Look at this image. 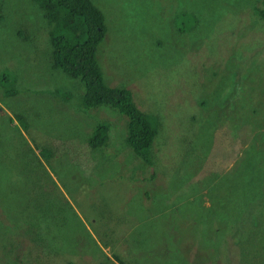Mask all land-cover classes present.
I'll return each mask as SVG.
<instances>
[{"label": "rangeland", "instance_id": "374dc122", "mask_svg": "<svg viewBox=\"0 0 264 264\" xmlns=\"http://www.w3.org/2000/svg\"><path fill=\"white\" fill-rule=\"evenodd\" d=\"M93 1L107 24L105 83L160 118L158 173L126 141V115L81 106L83 85L55 64L39 1L0 0V264H264L262 0ZM99 122L111 137L92 148ZM114 204L131 211L125 230L96 235V249L89 235L120 220Z\"/></svg>", "mask_w": 264, "mask_h": 264}, {"label": "trees", "instance_id": "16d2710c", "mask_svg": "<svg viewBox=\"0 0 264 264\" xmlns=\"http://www.w3.org/2000/svg\"><path fill=\"white\" fill-rule=\"evenodd\" d=\"M37 1H39V6L43 9L52 28L51 42L53 44L52 52L55 64L59 65L62 69L66 70L74 77H77L83 85L81 106L87 110L89 107L91 108L96 105L105 104L126 115L128 117L126 141L134 149V151L147 161L149 165L154 166V171L151 174L156 175L158 170L155 168V161L153 158L154 153L152 155V151L153 148H155L154 142L156 135L159 132V123H161V121L160 118L151 115L149 112L142 110L137 106L132 98V92L129 88L122 86H109L105 83L98 59V48L104 41L107 31L105 16L101 9L94 3L93 0ZM256 12L258 17L264 20V0H262V5L256 9ZM184 16L185 15L181 16L183 23L185 19ZM5 91L13 92L14 94L18 92L17 89L15 90L11 86L9 89H5ZM17 115L22 122L25 121L24 114L22 115L17 113ZM154 118L155 123L153 120ZM107 130L108 124L102 122H99L95 128L90 130L91 133L89 134L87 141L92 148H98V146L107 144L111 137L107 134ZM55 150L54 145V152ZM93 171L95 174H98V170ZM90 173L91 174L85 175V180H81V183L77 184L74 190L79 188L80 185L82 186L85 183L92 181L94 174L91 171ZM63 183L67 182L62 180V185ZM8 187V182L3 183L2 189ZM42 188L44 190L51 189L48 183H46ZM53 190L56 195H66L59 186V182H56L55 180H53ZM16 198L17 201L21 203H25L29 200L28 198H19V196H16ZM116 206L114 204L115 208H113L112 211L115 215L121 216V213H118V208ZM189 206H191V210L193 204L190 202ZM179 207L180 206L174 208L177 210V213ZM127 210L129 213L131 212L129 209ZM181 210L183 214L185 210L182 208ZM188 211L186 212L188 213V217H190L193 211ZM77 215L83 223L84 220L81 219L78 212ZM181 217L177 215V222L181 219ZM90 221L92 222V219ZM84 228H86V224ZM50 231V227L44 225L41 229V235H47V232L50 234ZM104 231L106 234L113 233L116 231V227L107 226ZM18 233L20 232L18 231ZM50 235H47V238L44 240H49ZM28 236L35 242V244L42 242V239L36 240V235L33 232L30 234L28 233ZM89 236L91 238V243H93V245L95 244L94 247L97 249L96 239L91 237V235ZM16 237L19 238L20 236L16 235ZM6 239L8 241L11 240V236ZM15 245L18 244H15L12 241L11 246ZM37 251L38 250H36V252ZM88 253L90 254V251ZM32 254L36 256V254ZM32 258H34V260ZM200 259L201 258L199 257V260ZM39 262H41L39 258L29 257L24 261V264H37Z\"/></svg>", "mask_w": 264, "mask_h": 264}, {"label": "crops", "instance_id": "0c3cea01", "mask_svg": "<svg viewBox=\"0 0 264 264\" xmlns=\"http://www.w3.org/2000/svg\"><path fill=\"white\" fill-rule=\"evenodd\" d=\"M128 208H125V209H123L122 207L121 208H119L118 209V213H121V216H118V215H115V213H114V217H116V218H119L120 220H117V221H115V222H109V221H111V219H104L103 221L104 222H107V223H104V224H102V225H104L103 227H101V228H97L96 230H93V233H91L90 232V230L87 228L88 226L86 225V228L85 229H87L90 233H91V235H92V237L94 238V239H96V238H98L99 236H97L96 237V235H100V237H102V239L104 240L105 239V242L106 241H109L110 242V239H111V237H112V234L113 233H109V234H106V233H104V232H100V234H99V232H97V231H103V230H105L106 228H107V226H111V227H116L117 229L118 228H120L123 224H125V223H127V221L125 220V218H127V216H128V214H129V212H128V210H127ZM79 215H82L81 213H80V211H79ZM82 219V218H81ZM86 220V219H85ZM94 221H90V224H91V228L94 226V223H93ZM86 224V223H85ZM105 227V228H104ZM125 229H118V235L116 236V237H118L119 235H120V233H122L123 231H124ZM98 233V234H97ZM97 240L98 239H96V242H97Z\"/></svg>", "mask_w": 264, "mask_h": 264}]
</instances>
